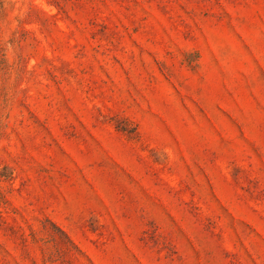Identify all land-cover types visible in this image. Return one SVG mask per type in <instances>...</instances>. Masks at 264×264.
Instances as JSON below:
<instances>
[{"label": "rangeland", "instance_id": "rangeland-1", "mask_svg": "<svg viewBox=\"0 0 264 264\" xmlns=\"http://www.w3.org/2000/svg\"><path fill=\"white\" fill-rule=\"evenodd\" d=\"M0 264H264V0H0Z\"/></svg>", "mask_w": 264, "mask_h": 264}]
</instances>
